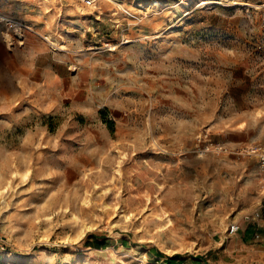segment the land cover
Masks as SVG:
<instances>
[{
  "label": "rangeland",
  "instance_id": "obj_1",
  "mask_svg": "<svg viewBox=\"0 0 264 264\" xmlns=\"http://www.w3.org/2000/svg\"><path fill=\"white\" fill-rule=\"evenodd\" d=\"M200 134L264 146V0H0V264H264Z\"/></svg>",
  "mask_w": 264,
  "mask_h": 264
},
{
  "label": "built area",
  "instance_id": "obj_2",
  "mask_svg": "<svg viewBox=\"0 0 264 264\" xmlns=\"http://www.w3.org/2000/svg\"><path fill=\"white\" fill-rule=\"evenodd\" d=\"M94 0H85L87 4L92 3ZM197 144L201 147V151L204 153L213 152V153H226L237 155L238 157H246L253 159L262 174L264 175V146L263 145H251L244 146L236 149H229L227 145L219 141L210 140L207 135L200 134L197 137ZM264 177V176H263ZM236 225L230 226V233H233L237 230Z\"/></svg>",
  "mask_w": 264,
  "mask_h": 264
},
{
  "label": "trees",
  "instance_id": "obj_3",
  "mask_svg": "<svg viewBox=\"0 0 264 264\" xmlns=\"http://www.w3.org/2000/svg\"><path fill=\"white\" fill-rule=\"evenodd\" d=\"M107 122V121H105ZM108 124V122H107ZM177 255L172 256V257H167L166 259V264H179V261H176Z\"/></svg>",
  "mask_w": 264,
  "mask_h": 264
},
{
  "label": "bare ground",
  "instance_id": "obj_4",
  "mask_svg": "<svg viewBox=\"0 0 264 264\" xmlns=\"http://www.w3.org/2000/svg\"><path fill=\"white\" fill-rule=\"evenodd\" d=\"M94 1H96V0H94ZM4 39H5V41H6V43L9 45V44H11L10 42H11V39L12 38H10V35H8V34H5L4 35ZM13 40V39H12Z\"/></svg>",
  "mask_w": 264,
  "mask_h": 264
},
{
  "label": "crops",
  "instance_id": "obj_5",
  "mask_svg": "<svg viewBox=\"0 0 264 264\" xmlns=\"http://www.w3.org/2000/svg\"><path fill=\"white\" fill-rule=\"evenodd\" d=\"M259 168V167H258Z\"/></svg>",
  "mask_w": 264,
  "mask_h": 264
}]
</instances>
